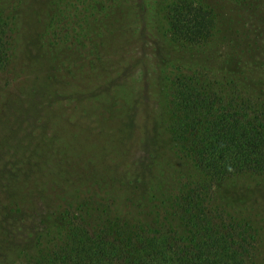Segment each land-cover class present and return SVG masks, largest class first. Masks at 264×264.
I'll list each match as a JSON object with an SVG mask.
<instances>
[{"label": "rangeland", "instance_id": "obj_1", "mask_svg": "<svg viewBox=\"0 0 264 264\" xmlns=\"http://www.w3.org/2000/svg\"><path fill=\"white\" fill-rule=\"evenodd\" d=\"M178 1L0 0L14 36L0 73V223L25 227L12 239L24 245L0 242V264L64 245V209L91 224L135 219L168 212L182 181L206 180L171 138L176 78L198 74L264 101V0H188L215 22L202 44L173 35ZM213 189L253 222V263L264 264V176Z\"/></svg>", "mask_w": 264, "mask_h": 264}, {"label": "trees", "instance_id": "obj_2", "mask_svg": "<svg viewBox=\"0 0 264 264\" xmlns=\"http://www.w3.org/2000/svg\"><path fill=\"white\" fill-rule=\"evenodd\" d=\"M169 21L173 35L187 44L208 42L215 28L210 13L188 0L170 7ZM9 27L0 14V73L10 65L14 36L6 38ZM198 76L174 80L169 129L206 180L182 181L168 212L155 208L135 219L111 217L91 224L79 211L74 215L64 209L70 219L65 244L16 264H254L258 239L253 222L218 205L213 187L242 174L264 176V101L233 85L221 90L217 82ZM176 221L185 235L172 226ZM3 223L4 250L24 245L12 240L24 225Z\"/></svg>", "mask_w": 264, "mask_h": 264}]
</instances>
